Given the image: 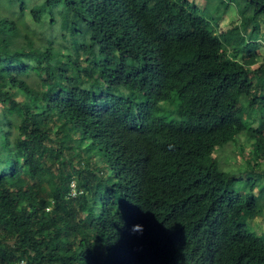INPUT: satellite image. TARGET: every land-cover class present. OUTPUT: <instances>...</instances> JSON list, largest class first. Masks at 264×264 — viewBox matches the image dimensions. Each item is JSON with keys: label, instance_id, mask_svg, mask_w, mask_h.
Listing matches in <instances>:
<instances>
[{"label": "trees", "instance_id": "1", "mask_svg": "<svg viewBox=\"0 0 264 264\" xmlns=\"http://www.w3.org/2000/svg\"><path fill=\"white\" fill-rule=\"evenodd\" d=\"M35 1L0 14V264H264L245 224L262 214L264 0ZM63 11L67 53L29 32ZM248 129L241 196L216 151Z\"/></svg>", "mask_w": 264, "mask_h": 264}, {"label": "rangeland", "instance_id": "2", "mask_svg": "<svg viewBox=\"0 0 264 264\" xmlns=\"http://www.w3.org/2000/svg\"><path fill=\"white\" fill-rule=\"evenodd\" d=\"M42 1L43 0H36L35 3H41ZM33 2L34 1H29V9ZM195 2L200 9H204L205 0H195ZM0 3L2 7V9L0 8V14L7 15L8 13L4 11H9L6 0H0ZM237 12L238 9L236 6H229V13L221 26L226 28L234 19H239ZM54 19L56 23L51 25L53 19L48 17L45 18V21L41 23L38 28L31 23V26L34 28V33L33 30H29V32L32 33L34 38L37 40H42L46 45L52 46L58 51L60 50L63 53L74 51L75 46L70 43L68 37H64L70 29V23H72L70 13L63 11L62 14H55ZM64 19H66V23L63 26ZM260 33L264 39V23L261 25ZM24 48L30 49V46L25 44ZM55 85L60 86L58 82H56ZM177 97L178 96L176 95L172 100L165 102L161 106L163 110L161 116L168 121L178 119L177 104L179 99ZM249 130L250 129L236 136L231 142L223 147H220L216 151V158L220 163L222 171L230 174V178L233 183L232 193L241 196L248 194L250 191V184L258 179V176L251 173L248 168L249 163L247 162V158L249 160L252 143ZM260 171L263 172L264 169ZM73 187L76 188V183L74 181L71 183V190ZM253 194L259 199V207L262 210V214L256 218H250V216H247L245 218V224L248 226L251 233L264 236V180L255 186Z\"/></svg>", "mask_w": 264, "mask_h": 264}, {"label": "built area", "instance_id": "3", "mask_svg": "<svg viewBox=\"0 0 264 264\" xmlns=\"http://www.w3.org/2000/svg\"><path fill=\"white\" fill-rule=\"evenodd\" d=\"M75 194H76V188L73 187V189L71 190V195L72 196H75ZM20 264H25V263L24 262H21Z\"/></svg>", "mask_w": 264, "mask_h": 264}, {"label": "clouds", "instance_id": "4", "mask_svg": "<svg viewBox=\"0 0 264 264\" xmlns=\"http://www.w3.org/2000/svg\"><path fill=\"white\" fill-rule=\"evenodd\" d=\"M133 231H135V226L133 227ZM141 231H142V226H141Z\"/></svg>", "mask_w": 264, "mask_h": 264}]
</instances>
